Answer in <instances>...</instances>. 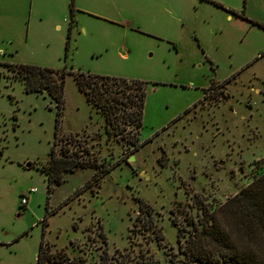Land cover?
<instances>
[{"label": "rangeland", "instance_id": "rangeland-1", "mask_svg": "<svg viewBox=\"0 0 264 264\" xmlns=\"http://www.w3.org/2000/svg\"><path fill=\"white\" fill-rule=\"evenodd\" d=\"M21 64L65 73L59 120ZM76 73L146 82L138 150L107 135ZM56 141L108 171L81 167L48 190ZM263 162L264 0H0V264H39L43 240L44 264H195L179 246L201 208Z\"/></svg>", "mask_w": 264, "mask_h": 264}, {"label": "trees", "instance_id": "trees-1", "mask_svg": "<svg viewBox=\"0 0 264 264\" xmlns=\"http://www.w3.org/2000/svg\"><path fill=\"white\" fill-rule=\"evenodd\" d=\"M17 69L27 91H46L51 96L56 103L59 120L64 109L65 73L35 65L21 64ZM74 79L88 102L103 115L107 135L126 141L125 146L131 150H138L141 147L139 135L143 125L146 82L88 73H76ZM56 145L57 141L48 160L41 166L47 176L48 190L61 184L65 173L81 167L92 165L101 173L108 171L96 162L95 156L86 161L79 160L63 146L60 154H55ZM261 167L259 175L216 209L201 208L202 220L192 231L191 244L187 243L185 248L179 246L189 262L264 264V162ZM97 181L95 176L93 183ZM37 260L39 264L53 260L44 240ZM97 264L110 263L102 254Z\"/></svg>", "mask_w": 264, "mask_h": 264}, {"label": "built area", "instance_id": "built-area-1", "mask_svg": "<svg viewBox=\"0 0 264 264\" xmlns=\"http://www.w3.org/2000/svg\"><path fill=\"white\" fill-rule=\"evenodd\" d=\"M29 191L30 193H34L36 190L34 188H31ZM27 203H28V196L24 195V197L22 198V204L26 205Z\"/></svg>", "mask_w": 264, "mask_h": 264}, {"label": "water", "instance_id": "water-1", "mask_svg": "<svg viewBox=\"0 0 264 264\" xmlns=\"http://www.w3.org/2000/svg\"><path fill=\"white\" fill-rule=\"evenodd\" d=\"M223 163V162H222Z\"/></svg>", "mask_w": 264, "mask_h": 264}]
</instances>
